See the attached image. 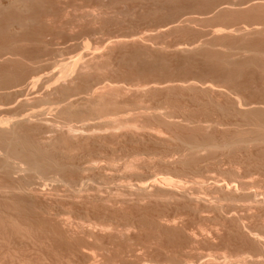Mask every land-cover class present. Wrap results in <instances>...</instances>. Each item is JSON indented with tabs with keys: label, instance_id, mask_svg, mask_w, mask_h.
<instances>
[{
	"label": "rangeland",
	"instance_id": "obj_1",
	"mask_svg": "<svg viewBox=\"0 0 264 264\" xmlns=\"http://www.w3.org/2000/svg\"><path fill=\"white\" fill-rule=\"evenodd\" d=\"M24 1L41 51L0 121L33 111L60 170L0 169V264H264V0Z\"/></svg>",
	"mask_w": 264,
	"mask_h": 264
},
{
	"label": "bare ground",
	"instance_id": "obj_2",
	"mask_svg": "<svg viewBox=\"0 0 264 264\" xmlns=\"http://www.w3.org/2000/svg\"><path fill=\"white\" fill-rule=\"evenodd\" d=\"M24 1V0H23ZM254 1V0H253ZM262 1V0H261ZM260 1V2H261ZM25 2V1H24ZM27 2V1H26ZM25 2V3H26ZM29 2V1H28ZM32 3V2H31ZM250 4V3H249ZM34 5V4H33ZM36 5V4H35ZM41 6V5H40ZM44 6V5H43ZM28 7V6H27ZM263 7V6H262ZM249 8V7H248ZM28 10V8H26L25 7V5H24V3L22 2V0H0V13L3 15V13H6L5 15H6V21H4L3 20V18L2 17H0L1 19H2V21H3V23H4V25L2 26V21H0L1 23H0V27L2 26V28H0V31H1V35L0 36H2V38L0 37V39H2V41L0 40V42H1V44H0V63H4L5 65H2V66H7L8 68L7 69H5L4 67H2L1 68V72L3 73L1 76H0V90H8L9 88H11V87H18L17 85H16V83L18 84V78L17 77H14V75H13V71L16 69H12V67H14L13 65H21L20 66V72H21V70L23 71L22 73H25V72H27L26 71V69H27V66H23L24 64H26V63H28V62H30V61H32V60H35L36 58H37V56H38V54L40 53V51H39V49H37V47H36V49H34V47L36 46V44H37V42H40L39 41V39H38V34L37 33H34V31H33V33H25V31L27 30H25L24 31V29L26 28V26L29 24V22H30V20H32L31 18L32 17H30V19H29V17H24V15H23V12H26ZM249 10V9H248ZM7 11H12L13 12V14L12 15H10V14H8V12ZM44 11V10H43ZM28 12V11H27ZM42 12V11H41ZM30 14V13H29ZM1 15V16H2ZM33 15H34V13H33ZM36 16H38V15H36ZM0 19V20H1ZM34 19V18H33ZM32 22V21H31ZM33 22H34V20H33ZM29 26V25H28ZM31 28V27H30ZM23 29V30H22ZM37 29V28H36ZM253 29V28H252ZM257 29H258V27H257ZM30 30V29H29ZM259 30V29H258ZM19 31V32H18ZM22 31H24V32H22ZM29 32H31V31H29ZM256 32V31H255ZM261 33V32H260ZM42 35V34H41ZM40 37V36H39ZM119 40V39H118ZM124 40V39H123ZM117 41V40H116ZM31 44H35V46L33 47V45H31ZM32 46V47H31ZM31 47V48H30ZM46 51V50H45ZM254 58V57H253ZM18 65V66H19ZM3 68H4V70H3ZM17 68H19V67H17ZM41 68V67H40ZM37 69H39V68H37ZM36 69V70H37ZM43 69V68H42ZM17 70H19V69H17ZM34 70V69H33ZM35 70V71H36ZM40 70V69H39ZM25 71V72H24ZM74 71V66L72 67V66H69V67H67L66 66V68H64V70L62 71L63 73H61V76L60 77H63L62 75H64V77L66 78L67 76L69 77V75H70V73H72ZM17 72H19V71H17ZM15 73V72H14ZM38 73V72H37ZM10 75H13V78H11L12 76H10ZM17 75V74H16ZM35 75V74H34ZM36 76V75H35ZM38 76V75H37ZM43 76V75H42ZM29 77V76H28ZM31 77V76H30ZM15 78V79H14ZM24 78H26V76L24 77ZM38 78V77H37ZM23 79V78H22ZM60 79V78H59ZM26 80V79H25ZM27 80H28V78H27ZM29 80H31V81H29V83H27V84H29V85H33L34 83H35V80H34V78L32 77L31 79H29ZM25 82V81H24ZM58 82V81H57ZM56 85V84H55ZM103 86V85H102ZM33 87V86H32ZM23 88V87H22ZM32 89H34V87L32 88ZM57 89V88H56ZM55 89V90H56ZM64 90V89H63ZM63 90H61V91H63ZM73 90V89H72ZM52 91V90H51ZM95 91V90H94ZM27 92V91H26ZM55 92V91H54ZM57 92V91H56ZM68 92V91H67ZM12 93V92H11ZM16 93V92H15ZM17 93H19V91L17 92ZM93 93V92H92ZM22 94H24V93H22ZM61 94V93H60ZM68 94V93H67ZM71 94V93H70ZM69 94V95H70ZM4 95V94H3ZM17 95H19V100L18 101H20V102H23L25 99H21V97H22V95L21 94H17ZM66 95V94H65ZM7 96V95H6ZM60 96V95H59ZM58 96V97H59ZM62 96V95H61ZM72 96V95H71ZM71 96H70V98H71ZM33 97V96H32ZM44 97V96H43ZM24 98V97H23ZM26 98V97H25ZM35 98V97H34ZM49 98V97H48ZM55 98V97H54ZM28 99V98H27ZM45 99V98H44ZM30 100H32V98H30ZM29 100V101H30ZM34 100V99H33ZM46 100H49V99H46ZM54 101L55 100H58V99H53ZM26 101V100H25ZM24 101V102H25ZM42 101H43V99H42ZM264 101V100H263ZM11 102V101H10ZM46 102V101H45ZM44 102V103H45ZM56 102V101H55ZM26 103H29V102H27L26 101ZM26 103H24V104H26ZM70 103V104H69ZM238 103V102H237ZM243 103V102H242ZM241 103V105L239 106L240 108L239 109H241V106H243L242 107V112H243V114L244 113H247V111L250 109V110H252V111H248V112H253V109H251V107L252 108H254V109H256L255 107H257L259 104H257V102H253L254 104H257V105H255V107H253V106H251L252 104L251 103H249L248 104V107H249V105H250V108L249 109H247V111L246 112H244V109L246 110V108H248V107H246V108H244L245 106L243 105L244 103H246V102H244L243 104ZM262 104H263V102H261ZM12 104V103H11ZM15 104H17V103H15ZM49 104V103H48ZM52 104H54V103H52ZM64 104H69L70 106H71V102H70V100H69V97H67V98H61V99H59L58 101H57V104H55V105H58V107L59 106H61V110H63V112H64V114L66 113H69V114H71L72 112H70L69 111V109L68 108H64V107H62ZM247 104V103H246ZM245 104V105H246ZM253 104V105H254ZM1 105V104H0ZM9 105V104H8ZM18 105H21V104H18ZM51 105V104H50ZM49 105V106H50ZM15 106H17V105H15ZM45 106V105H44ZM53 105H51V108H53L52 107ZM65 106V105H64ZM262 106V105H261ZM1 107V106H0ZM12 107V106H11ZM13 107H14V104H13ZM24 106H22V108H23ZM26 107V106H25ZM46 107H47V104H46ZM67 107V106H66ZM237 107V106H236ZM9 108H10V106H9ZM18 108V107H17ZM41 108V107H40ZM64 108V109H63ZM244 108V109H243ZM258 108V107H257ZM1 109H4L3 107L1 108ZM29 109H33V108H29ZM54 109V108H53ZM56 109H58L57 107H55V110ZM5 110V109H4ZM19 110H20V108H19ZM37 110H39V109H37ZM60 110V109H59ZM58 110V111H59ZM0 111H2V110H0ZM261 111V110H260ZM16 112V111H15ZM33 112V111H32ZM31 111L28 113L27 112V114H21V115H18V116H16V117H14V118H12L11 117V121H8V120H6V122H9V125L11 124V127L10 128H8V126L9 125H7V123H6V126L4 125L3 126V122L2 121H0V152L2 153H0V169H1V171H3V174L8 178L10 175H12L13 176V174L14 173H17L19 170L21 171V170H23V169H20V167H22L20 164L22 163L23 164V166L24 165H26V170H28V172H29V170L30 171H33V172H42V171H47L48 169H49V171L51 170V169H53V171L55 170V171H59L60 170V166L59 165H57V163H55V164H53L52 162H53V160H52V162H51V158L50 157H52V156H50V154H49V151H48V149H46V148H44V147H42L41 145H40V143H39V141H37V139L38 138H36V139H31V137L29 138V137H27V136H25L24 134H22V133H20V131L23 129V127L22 126H24V125H26L25 123H27V125H28V120L31 118V117H33L32 116V113ZM38 113L40 112V110L39 111H37ZM37 112H36V114H37ZM45 112V111H44ZM43 112V113H44ZM50 112V111H49ZM52 112V111H51ZM256 112V111H255ZM264 112V111H263ZM262 111L261 112H257L255 115L258 117V119H259V122H256L258 119L255 117V120H253L252 121V117L253 116H255L254 114L253 115H251L252 117V119H251V121L254 123V126H256V127H260V129H258V130H260L259 131V133L261 134V136H263L264 137V116H262L264 113H263ZM6 113V112H5ZM19 113V112H18ZM31 113V114H30ZM34 113H35V111H34ZM46 113V112H45ZM74 113V112H73ZM72 113V114H73ZM239 113V112H238ZM241 113V112H240ZM250 113H249V115H250ZM261 115H260V114ZM20 114V113H19ZM47 114H49V113H47ZM53 114V113H52ZM60 114V113H59ZM65 114V115H66ZM76 114H78L77 112L76 113H74L73 115H76ZM80 114V113H79ZM248 114V113H247ZM257 114H259V116L257 115ZM40 115V114H39ZM38 115V116H39ZM43 115V114H42ZM61 115H63V114H61ZM60 115V116H61ZM68 115V114H67ZM57 116V115H56ZM59 116V115H58ZM79 116V115H78ZM244 116V115H243ZM246 116H248V115H246ZM262 116V117H261ZM42 117H44V116H42ZM66 117V116H65ZM35 118V117H34ZM73 118H74V116H73ZM33 119V118H32ZM31 119V120H32ZM39 119V118H38ZM68 119V118H67ZM71 119V118H70ZM248 119V118H247ZM250 119H248V120H250ZM10 120V119H9ZM36 120V118L34 119V121ZM66 120V119H65ZM246 120V119H245ZM38 123H39V121L40 120H36ZM42 121V120H41ZM5 122V121H4ZM244 122V121H243ZM246 122V121H245ZM35 123V122H34ZM44 123V122H43ZM45 123H47V122H45ZM44 123V124H45ZM250 123V122H249ZM258 125H257V124ZM260 123V124H259ZM29 124H31V121L29 122ZM42 124V123H41ZM43 124V125H44ZM48 124V123H47ZM67 124V123H66ZM256 124V125H255ZM38 125V124H37ZM36 125V126H37ZM40 125V124H39ZM87 125V124H86ZM34 126V125H33ZM32 126V127H33ZM48 126V125H47ZM68 126V125H67ZM21 127H22V129H21ZM16 128L17 129H21L20 131H18L17 132V130H16ZM43 128V127H42ZM55 128V127H54ZM53 128V129H54ZM78 128V127H77ZM40 129H41V126H40ZM38 130V129H37ZM36 130V131H37ZM67 130L70 132V131H75V130H73L71 127H69V128H67ZM82 130H83V128H82ZM81 130V131H82ZM28 131V130H27ZM46 131V130H45ZM44 131V132H45ZM51 131H53V130H51ZM257 131V130H256ZM56 132V131H55ZM67 132V131H66ZM258 132V131H257ZM257 132H255V133H257ZM37 133V132H36ZM38 133H39V131H38ZM49 133V132H48ZM47 133V134H48ZM254 133V135H256ZM29 134V133H28ZM27 134V135H28ZM53 135V134H52ZM35 138V137H34ZM238 138V137H237ZM240 138V137H239ZM49 139V138H48ZM53 139V138H52ZM241 139V138H240ZM39 140V139H38ZM50 140V139H49ZM209 140V139H208ZM211 140V139H210ZM237 140V139H236ZM257 140V139H256ZM41 141H42V139H41ZM46 141V140H45ZM44 141V142H45ZM47 142V141H46ZM52 141H50V143H51ZM209 141H207V143H208ZM238 142V141H237ZM242 142V141H241ZM49 143V142H48ZM226 143H228V142H226ZM55 144H57L56 142H55ZM244 144H245V142H244ZM50 145V144H49ZM46 146H48V145H46ZM57 146V145H56ZM245 146V145H244ZM53 147V146H52ZM239 147V146H238ZM243 147V146H242ZM50 150H51V148H50ZM58 151V150H57ZM62 152V151H61ZM57 153V152H56ZM54 157V156H53ZM64 158V157H63ZM67 158H69V156L67 157ZM52 159H54V158H52ZM61 159V158H60ZM16 160H18L19 162H20V164L18 163V166L16 165L17 164V162L18 161H16ZM56 160V159H55ZM16 161V162H15ZM67 161V160H66ZM56 162V161H55ZM63 162V161H62ZM20 166V167H19ZM23 168V167H22ZM67 170V169H66ZM65 170V171H66ZM19 171V173L21 174L22 173V171L20 172ZM45 171V172H46ZM62 171V170H61ZM48 172V171H47ZM44 173V172H43ZM62 173V172H61ZM64 173V172H63ZM0 174H2V173H0ZM19 174V175H20ZM32 174V173H31ZM44 174H46V173H44ZM55 174H57V173H55ZM67 174V173H66ZM16 175V174H15ZM22 175V174H21ZM30 175V174H29ZM54 175V174H53ZM51 176V175H50ZM59 176V175H58ZM150 176V175H149ZM11 177V176H10ZM14 177V176H13ZM30 177V176H29ZM32 177V176H31ZM37 177V176H36ZM39 177V176H38ZM24 178V177H23ZM23 178H21V180L23 179ZM34 178V177H33ZM40 178V177H39ZM149 178V177H148ZM151 178V177H150ZM53 179H54V177H53ZM168 179V178H167ZM166 179V177H159L158 179H156V180H158L159 182H161V183H164V182H166L167 183V180ZM13 180V179H12ZM4 181H5V179H4ZM26 181H31V180H26ZM60 181V180H59ZM33 182V181H32ZM58 182V181H57ZM169 182V181H168ZM10 183H11V181H10ZM21 183V182H20ZM36 183V182H35ZM3 184H5V183H3ZM2 184V185H3ZM12 184V183H11ZM17 184H18V182H17ZM22 184V183H21ZM24 184V183H23ZM26 184V183H25ZM30 184V183H29ZM32 184V183H31ZM38 183H36V185H37ZM169 184H170V182H169ZM223 184H225V183H223ZM222 184V185H223ZM258 184V183H257ZM13 185V184H12ZM27 185V184H26ZM25 185V186H26ZM35 185V186H36ZM45 185H46V183H45ZM216 185H218V184H216ZM220 185V184H219ZM236 185V184H235ZM234 185V186H235ZM11 186V185H10ZM9 186V187H10ZM24 186V185H23ZM22 186V187H23ZM25 186L23 187V188H25ZM41 186V185H40ZM43 186V185H42ZM73 186V185H72ZM226 186V185H225ZM241 186H243V185H241ZM260 186V185H259ZM7 187V186H6ZM33 188H34V186H32ZM31 187V188H32ZM67 187V186H66ZM38 188V187H37ZM70 188V187H69ZM225 188V187H224ZM235 188V187H234ZM245 189L247 188V187H244ZM26 189H27V186H26ZM35 189V188H34ZM44 189V188H43ZM42 189V190H43ZM228 189H229V187H228ZM5 190V189H4ZM41 190V189H40ZM79 190H81V189H79ZM78 190V192H80ZM224 190V189H223ZM257 190V189H256ZM23 191H24V189H23ZM33 191V190H32ZM233 191V190H232ZM237 191V190H236ZM3 192V191H2ZM26 192V191H25ZM41 192V191H40ZM228 192H231V191H228ZM257 192H258V190H257ZM260 192V191H259ZM6 193V192H5ZM21 193V192H20ZM42 193V192H41ZM72 193V192H71ZM77 193V192H76ZM256 193V192H255ZM254 193V194H255ZM13 194V193H12ZM240 194V193H239ZM253 194V195H254ZM3 195V194H2ZM75 195V194H74ZM242 195V194H241ZM236 196V195H235ZM244 197V195L242 196V198ZM17 198V197H16ZM18 198H19V196H18ZM235 198V197H234ZM20 199V198H19ZM238 199H240L239 198V196H238ZM252 199H254V198H252ZM259 199H260V197H259ZM262 199V198H261ZM0 200H2V199H0ZM14 200V199H13ZM29 200V199H28ZM248 200V199H247ZM244 201V200H243ZM10 202V201H9ZM17 202V201H16ZM17 203H19V202H17ZM30 203V202H29ZM249 203H251V202H249ZM11 204V203H10ZM14 204V203H13ZM20 204V203H19ZM28 204V203H27ZM2 205V204H1ZM30 205V204H29ZM33 205V204H32ZM251 205V204H250ZM3 206V205H2ZM248 206V205H247ZM264 206V205H263ZM15 207H16V205H15ZM33 207V206H32ZM50 207V206H49ZM250 207V206H249ZM29 208V206L27 207V209ZM47 208V207H46ZM34 209H36V207L34 208ZM233 209V208H232ZM235 209V208H234ZM233 209V210H234ZM32 211V210H31ZM34 211H36V210H34ZM41 211V210H40ZM52 211V210H51ZM261 211V210H260ZM42 212V211H41ZM48 213V212H47ZM52 213V212H51ZM32 214V213H31ZM36 214V213H35ZM261 214V213H260ZM34 216V215H33ZM41 216V215H40ZM44 216V215H43ZM60 216V215H59ZM34 217H36V216H34ZM39 218V217H38ZM40 218H42V217H40ZM45 219H46V217H45ZM48 220V219H47ZM5 222V221H4ZM259 223V222H258ZM255 225V224H254ZM259 225V224H258ZM264 225V224H263ZM255 227V226H254ZM260 227V226H259ZM258 228V227H257ZM252 230V229H251ZM256 230V229H255ZM260 230V229H259ZM258 230V231H259ZM263 230V229H262ZM250 232V231H249ZM251 232H253V231H251ZM258 233H260V232H258ZM255 234V233H254ZM263 234V233H262ZM261 234V235H262ZM251 235V234H250ZM253 237V236H252ZM262 237V236H261ZM251 238V237H250ZM259 240V239H258ZM257 240V241H258ZM262 240V239H261ZM256 241V242H257ZM263 244V243H262ZM260 245V244H259ZM256 250V249H255ZM260 251V250H259Z\"/></svg>",
	"mask_w": 264,
	"mask_h": 264
}]
</instances>
